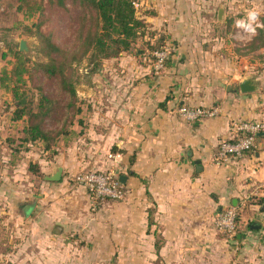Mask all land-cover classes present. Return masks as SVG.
<instances>
[{"label": "crops", "instance_id": "0c3cea01", "mask_svg": "<svg viewBox=\"0 0 264 264\" xmlns=\"http://www.w3.org/2000/svg\"><path fill=\"white\" fill-rule=\"evenodd\" d=\"M235 1L140 0L139 16L171 47L164 70L156 71L149 52L140 50L114 59L103 71L111 78L95 86L92 100L99 110L90 118L94 141L87 146L99 155L93 167L115 166L126 191V216L140 222L138 230L153 234L147 248H157L154 263L264 264V225L254 230L242 219L233 239L214 223L217 212L235 207L242 213L246 205L258 204L251 198L264 197V132L255 151L217 160L219 144L234 133V123L260 119L256 91H241L247 76L239 55L231 52L235 44L227 29L239 7ZM181 106L222 111L187 121L178 112ZM1 161L0 197L15 202L14 184L7 182L21 175L14 147H0ZM83 161L80 166L87 164ZM41 168L50 180L51 166ZM33 203L32 212H22L24 219L44 211L40 201ZM44 213L53 215L51 209ZM61 217L69 221L65 213Z\"/></svg>", "mask_w": 264, "mask_h": 264}, {"label": "rangeland", "instance_id": "374dc122", "mask_svg": "<svg viewBox=\"0 0 264 264\" xmlns=\"http://www.w3.org/2000/svg\"><path fill=\"white\" fill-rule=\"evenodd\" d=\"M235 2L239 3V7L234 9V21L228 24L227 29L231 34L230 42L235 44L231 52L239 55L238 65L243 66L242 74L253 75L258 80L256 107L260 119L264 121V44L255 48L258 43L256 37L260 30L264 31V0ZM21 5V0H0V147H14L15 156L21 164L19 179H7L8 183L12 181L14 184L12 189L17 199L10 203L0 197V264H159L151 262L157 248L150 244L147 248V238L152 237V232L138 230L140 222L134 224V218L130 220L126 216L124 200L102 204L98 210H93L85 188L73 178L75 173L97 168L93 167V163H98L99 155L93 152L92 147H87L94 141L93 133L89 134L90 118L99 110L92 99L98 93L96 83L111 78L106 77L103 71L114 63L115 58L104 59L100 68L93 71V65L87 59L78 62L73 60L71 53H66L67 72L75 84L77 101L69 109L59 106L45 119L44 127L51 134L50 145L25 139L27 115L13 120L15 111L21 105L12 99L10 87H19L20 93H25L21 100L32 107L38 104L42 93L62 99L55 85L35 65L58 55L46 47L45 37L61 48L70 45L80 15L78 7L70 2L69 10L53 6L49 0H31L28 7ZM253 9L260 13L257 31L245 40L236 39V20ZM22 40L28 47L23 54L30 72L24 75L25 82L17 83L15 77L10 80L8 73L15 67V52L20 50ZM142 47L138 44L137 49ZM2 83L10 86H1ZM63 102L66 105L69 99L65 96ZM214 108H218L219 113L222 111L219 106ZM82 159L89 167L80 166ZM61 162L67 166L62 169L63 183L46 180V172L41 167L51 166L56 171ZM2 164L1 161L0 166ZM36 200L40 201L44 211L41 214L31 213L24 219L23 207ZM263 205L264 200H260L254 209L246 205L241 221L249 219L251 225H264ZM48 209L53 214L50 218L44 213ZM61 213L68 215L69 221L64 220Z\"/></svg>", "mask_w": 264, "mask_h": 264}, {"label": "trees", "instance_id": "16d2710c", "mask_svg": "<svg viewBox=\"0 0 264 264\" xmlns=\"http://www.w3.org/2000/svg\"><path fill=\"white\" fill-rule=\"evenodd\" d=\"M69 2L78 7L80 11L76 27L72 32L70 45L61 48L53 43L50 38L45 37L42 34V37H45L46 47L51 49L52 53L58 55L50 56L48 61L37 62L35 65L36 69L55 85L60 92L62 99L59 97H52L48 93H42L39 97L38 104L35 107H32L30 104H24L21 100L22 97H25V93H20L19 87H10L12 99L14 101H19L21 105V107L15 111V117L13 120H19L25 115L28 116V125L24 129L27 134V138L25 139L32 143L42 141L50 145L51 134L44 127L45 119L55 113L59 106L69 109L76 104L77 91L71 76L67 72V64L65 60L67 59L66 53H71L73 60L78 62L87 59L89 63L93 65L92 69L95 71L100 68L104 59H116L124 54L138 55L140 50H142V54L149 52L148 56H150L151 61L154 64L156 59L154 54L155 51L165 47L164 37L157 36L156 33L150 31L145 19L139 16L138 4L140 0H49L51 5L59 6L64 10H69ZM21 4V7H28L31 4V0H21ZM37 26H39V23ZM152 37L155 38L154 41H152ZM256 40L258 43L255 48H259L264 44V31L260 30ZM138 44H142L143 47L137 49ZM169 49L171 53L170 45ZM15 57L16 64L13 71L8 73L9 78L12 80V78L15 77V82L17 83L25 82L24 75L27 72H30V70L27 67V61L24 57L23 51L19 50L15 52ZM61 57H64V59H61ZM169 58L170 57H168V59ZM168 59L166 60V63ZM1 86H4L3 83ZM5 86L9 87L10 85L5 84ZM65 96L69 99V102L66 105L63 102V97ZM198 107L213 108L214 106ZM77 110L79 111L78 107ZM239 135L241 134L235 128L234 133H232L231 137L227 138V140H235ZM257 137L260 139L262 133ZM257 148L258 143L254 149L249 150L246 153L255 151ZM61 180L62 178L58 181ZM257 199L260 202V200H264V197L251 198L254 204L259 203ZM27 205H25L24 208H26ZM262 210L264 211V205ZM237 211L238 215L235 233L233 236H229L233 239L237 238V235L241 233L240 225L242 222V213L238 209ZM250 226L251 222L248 224V227ZM253 229L258 230L257 228Z\"/></svg>", "mask_w": 264, "mask_h": 264}, {"label": "built area", "instance_id": "2783aa9c", "mask_svg": "<svg viewBox=\"0 0 264 264\" xmlns=\"http://www.w3.org/2000/svg\"><path fill=\"white\" fill-rule=\"evenodd\" d=\"M249 13H255V17L250 18ZM237 21L243 22V26L238 25ZM259 25L260 13L255 9L250 10L245 17L236 20L234 37L239 40L250 38L257 31ZM154 54L156 59L153 68L156 71H161L165 68L166 60L170 54L169 46L166 45L164 48L155 51ZM178 112L187 121H197L217 115L219 109L181 106ZM234 127L241 135L235 140L224 139L220 142L218 161L225 162L230 157L238 158L247 151L254 149L257 145V136L264 131V121H241L234 123ZM109 159L115 161L116 155L109 153ZM73 178L75 182L85 188L93 210H98L99 205L109 200L121 201L126 196V191L120 182L115 166L105 170L80 171ZM237 215L238 211L235 207H228L217 212L214 219L216 229L224 235L233 236L236 229Z\"/></svg>", "mask_w": 264, "mask_h": 264}, {"label": "water", "instance_id": "95a60500", "mask_svg": "<svg viewBox=\"0 0 264 264\" xmlns=\"http://www.w3.org/2000/svg\"><path fill=\"white\" fill-rule=\"evenodd\" d=\"M224 13L223 8L219 10V17L222 18V15ZM20 50L22 51H28V47L26 45V41L22 40L20 43ZM240 89L243 93H248V92H254L258 89V80L256 77L253 75L247 76L242 80V83L240 85ZM62 177V168L59 167L54 173L49 177L50 180L58 181ZM123 176L121 177V180L123 181ZM34 208V203H31L27 205V207L24 210V213L27 215L29 212L32 211ZM261 225L260 224H252L253 228H259Z\"/></svg>", "mask_w": 264, "mask_h": 264}, {"label": "clouds", "instance_id": "9594fccd", "mask_svg": "<svg viewBox=\"0 0 264 264\" xmlns=\"http://www.w3.org/2000/svg\"><path fill=\"white\" fill-rule=\"evenodd\" d=\"M249 16H250V18H254L255 13H249ZM237 24L243 26V22H241V21H237Z\"/></svg>", "mask_w": 264, "mask_h": 264}]
</instances>
